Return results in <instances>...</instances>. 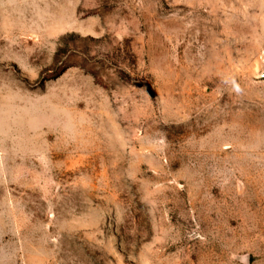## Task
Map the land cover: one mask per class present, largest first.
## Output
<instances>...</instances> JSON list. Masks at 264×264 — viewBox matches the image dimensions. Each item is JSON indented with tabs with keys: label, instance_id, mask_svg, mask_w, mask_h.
<instances>
[{
	"label": "rangeland",
	"instance_id": "obj_1",
	"mask_svg": "<svg viewBox=\"0 0 264 264\" xmlns=\"http://www.w3.org/2000/svg\"><path fill=\"white\" fill-rule=\"evenodd\" d=\"M264 0H0V264H264Z\"/></svg>",
	"mask_w": 264,
	"mask_h": 264
},
{
	"label": "water",
	"instance_id": "obj_2",
	"mask_svg": "<svg viewBox=\"0 0 264 264\" xmlns=\"http://www.w3.org/2000/svg\"><path fill=\"white\" fill-rule=\"evenodd\" d=\"M263 76H264V73H263Z\"/></svg>",
	"mask_w": 264,
	"mask_h": 264
}]
</instances>
